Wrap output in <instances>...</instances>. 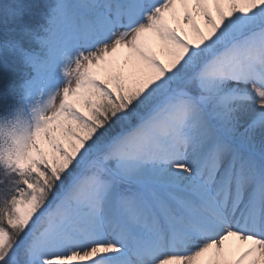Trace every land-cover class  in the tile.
I'll return each instance as SVG.
<instances>
[{
    "label": "snow or ice",
    "instance_id": "6c2138e0",
    "mask_svg": "<svg viewBox=\"0 0 264 264\" xmlns=\"http://www.w3.org/2000/svg\"><path fill=\"white\" fill-rule=\"evenodd\" d=\"M0 264H264V0H2Z\"/></svg>",
    "mask_w": 264,
    "mask_h": 264
},
{
    "label": "rangeland",
    "instance_id": "374dc122",
    "mask_svg": "<svg viewBox=\"0 0 264 264\" xmlns=\"http://www.w3.org/2000/svg\"><path fill=\"white\" fill-rule=\"evenodd\" d=\"M0 2H2V0H0Z\"/></svg>",
    "mask_w": 264,
    "mask_h": 264
}]
</instances>
